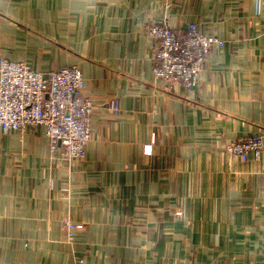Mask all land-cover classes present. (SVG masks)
<instances>
[{"label": "crops", "instance_id": "obj_1", "mask_svg": "<svg viewBox=\"0 0 264 264\" xmlns=\"http://www.w3.org/2000/svg\"><path fill=\"white\" fill-rule=\"evenodd\" d=\"M161 19L224 42L190 89L153 78ZM1 57L77 65L94 107L81 160L0 135V264H264V0H0ZM249 134L259 159L228 154Z\"/></svg>", "mask_w": 264, "mask_h": 264}, {"label": "built area", "instance_id": "obj_2", "mask_svg": "<svg viewBox=\"0 0 264 264\" xmlns=\"http://www.w3.org/2000/svg\"><path fill=\"white\" fill-rule=\"evenodd\" d=\"M144 35L152 42L149 59L153 78L163 82L166 90L175 85L192 88L204 69L206 55L224 43L200 30L195 22L179 29L163 19L151 20ZM82 88L83 74L75 64L45 73L23 60L1 57L0 135L10 131L22 134L27 127L42 126L51 152L59 145L66 161L83 159L94 105ZM113 110H117L116 104ZM262 148V139L255 134L231 138L225 145L228 154L241 160L249 155L259 159ZM70 225L71 229L78 227Z\"/></svg>", "mask_w": 264, "mask_h": 264}, {"label": "rangeland", "instance_id": "obj_3", "mask_svg": "<svg viewBox=\"0 0 264 264\" xmlns=\"http://www.w3.org/2000/svg\"><path fill=\"white\" fill-rule=\"evenodd\" d=\"M62 224H63V228L65 231V238L66 240H68V233H69V239L70 241H73L74 240V236H75V231L77 229H79L78 227L81 228L82 226V223L81 222H75V221H72V220H69V219H66V220H63L62 221ZM69 224H71L70 226L73 227V226H78V227H75L77 229H71L69 228ZM68 230V232H67ZM77 232V231H76ZM77 234V233H76Z\"/></svg>", "mask_w": 264, "mask_h": 264}, {"label": "trees", "instance_id": "obj_4", "mask_svg": "<svg viewBox=\"0 0 264 264\" xmlns=\"http://www.w3.org/2000/svg\"><path fill=\"white\" fill-rule=\"evenodd\" d=\"M78 230V229H77Z\"/></svg>", "mask_w": 264, "mask_h": 264}]
</instances>
